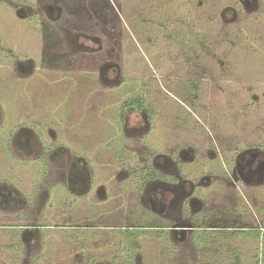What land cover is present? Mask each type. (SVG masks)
Listing matches in <instances>:
<instances>
[{"label":"rangeland","instance_id":"obj_1","mask_svg":"<svg viewBox=\"0 0 264 264\" xmlns=\"http://www.w3.org/2000/svg\"><path fill=\"white\" fill-rule=\"evenodd\" d=\"M229 1L205 7L199 0H52L51 15L56 17L61 11L64 25L59 29L64 37L67 38V29L92 33L95 40L89 43L90 52H100L107 59L90 57L86 69L78 63L73 71L39 67L45 65V59L38 26L46 10L40 8L38 0L0 1V179L14 183L21 199L31 205L23 214L33 218L12 220L15 211L11 210L5 221L13 228L35 227L30 228L33 237L28 235L26 240L13 233L14 229L6 228V233L0 229V263L20 264L22 257L8 247L23 239L28 245L36 241L30 250L34 264H72L86 260L89 251L95 259L103 254L119 255V264H226L224 260L216 262L212 252L203 254L195 242L166 244V235L152 227L151 219L138 217L144 212L139 201L135 202L138 207L132 201L129 204L130 216L138 217V221L135 223L128 213H123L122 220L112 222L119 226L114 230L104 229L113 214L93 216V197L79 199V207L74 208L79 220H60L55 216L59 211L73 212L74 204L67 205L72 196L66 189L56 194L54 198L62 203L59 209L51 210L47 204L54 199L46 200L47 189L38 186L40 172L33 160L6 152V137L16 132L17 124L27 122L46 133L47 128L54 130L59 142L66 146L61 149L63 154L75 146L97 169L106 160L107 151L118 147L127 153L126 160L142 165L147 158L145 146L154 152L173 150L178 141L191 139L199 148L212 140L213 133L219 142L218 157L210 159L205 154L199 164L186 161L181 165L183 173L195 177L200 169L206 179L210 172H220L226 165L227 176L211 180L201 189L198 196L205 199L203 208L224 228L234 222L264 227V169L258 182L245 183L236 178L227 163L234 153L232 149L264 148V0H242L247 8L237 9L232 18L220 19L215 9ZM17 6L36 14L42 9V18L24 20L15 13ZM239 17L245 20L241 24ZM199 29L208 39V50L199 47L202 37L189 41L188 34ZM14 35L16 39L9 37ZM20 60L38 68L20 76L13 68ZM112 62L120 76L111 84H103L99 75L106 63ZM137 95H143L144 103L157 111L152 127L134 109L127 108L121 119L122 104ZM214 164L219 165L216 168ZM221 173L227 174L223 170ZM123 182L122 187L128 183L126 177ZM126 205L123 201L121 209L125 211ZM162 219L161 227L156 228L168 227V219ZM75 222L83 224L80 228L87 224L89 229L50 228ZM209 222L203 225L214 223ZM41 242L43 246L38 248ZM243 245L251 248V244ZM71 250H75L72 255Z\"/></svg>","mask_w":264,"mask_h":264},{"label":"flooded vegetation","instance_id":"obj_2","mask_svg":"<svg viewBox=\"0 0 264 264\" xmlns=\"http://www.w3.org/2000/svg\"><path fill=\"white\" fill-rule=\"evenodd\" d=\"M51 1L52 0H38L40 8L44 7L46 10V16L43 20H40L38 26L42 41V56L45 59V65H39V67L44 66L49 69L73 71L77 68L78 63H81L85 68L92 57L95 58V60L102 58V60L107 61L106 56L102 53L90 52L91 45H89V43H91L92 40H95L92 33H88L85 30L76 32L67 29V38L64 37L62 33L63 31H60L59 29V25H64V23L61 22V11L56 17H53L51 15L53 9L50 7ZM16 8L15 13L18 16L23 17L24 20H32L35 17L42 18V9L36 14L35 11L30 9L29 11L23 10L21 6H17ZM19 32L20 31H18V33ZM9 37H15L16 39L17 35ZM9 37L6 39L9 40ZM1 39L0 42H3ZM3 39H5V37H3ZM68 46L72 48L68 49ZM2 49L4 48H1V51H3ZM78 50H81L82 54L78 53ZM3 56L5 57V53ZM23 59L25 60L24 57ZM23 61L20 60L17 64L13 65V68L15 69L14 72L20 76L30 74L36 67L33 63L25 65ZM118 76H120V74L115 63H106V66L102 69L99 75L103 84H111V82L117 80ZM127 108L139 111L142 117L146 120L148 126L152 127L145 112L138 110L135 107H126V109ZM121 119L124 120V118ZM1 120L2 116H0V124L2 122ZM31 126L32 127H30L28 122L26 124H17L16 132H13L11 137H6V152L9 155L20 154L22 157L33 160L38 168V172H40L39 177L37 178L38 180H36L38 186H44V189H47L46 192L49 197L46 196V200L51 198L54 199L47 204L51 210L59 209L62 202L59 203L54 196L66 189L67 193L72 196V202L67 204L69 206H73L74 204L72 209L79 207V199H81V197H93L94 199L91 202L94 204V217L103 218L106 214H113L112 221L106 220V223H104L105 230L118 229L119 226L117 227V224L114 223H118L119 220H122L123 213L125 215L128 213V217L131 218L130 220L134 219L135 223L138 221V217H147V219L152 220V227H155V230H162V232H164L166 235V244H170L171 242L174 244L179 242L178 244H181L182 241L189 240L191 243L195 242V247L197 246L198 250H202L203 254L206 253L204 249L205 240L203 239L202 232H205L206 230L234 231L255 230L258 228L240 226L237 222L224 228V226L216 223L217 220L213 221L214 218L209 217V211L203 208L205 205V199L203 196H198L201 193V189L205 187V185L207 186L211 180L227 176L226 165L224 168L220 169V172L223 170L227 173L226 175H223L222 173L220 174L219 171L214 172L213 170V172H210V176L205 177L206 179L203 178L200 169L196 170L197 176L195 177L189 173H183L182 171L181 165H184L186 161L199 164L200 158L205 154L210 155V159L212 157H218L219 151L217 150L219 142H217L218 139L216 137H213V133L211 134L212 140L202 143L203 146L200 145L199 148L191 139L184 142L178 141L179 143L176 145L177 147L173 146L171 148L173 150L165 148L163 151L154 152L150 151L149 148L145 146V154H147V158L142 160V165H140V162H136L135 164L137 166L134 165L131 159L126 160L127 153L122 151L120 147L113 149V152H108L106 149V160L100 165L101 168L97 169L91 165L86 154L81 152L80 154L79 150H77L78 148L75 146H73V150L70 152L67 150V153L63 154L62 150H64L66 146L62 145L63 143H61V140L59 142L56 134H54V130H49V128H47L48 133H46L40 131V129L37 130V128L34 127L35 124H32ZM148 131H150V129ZM44 136H46V140H44ZM36 146L40 147L37 148ZM210 148L215 150L212 151ZM254 149L255 148H245L242 150L232 149L234 153L227 161L229 164L228 167L232 169V172L237 176L236 178L241 182H258L257 179L262 175V170L264 169V151L258 148H256V150ZM106 151L104 154H106ZM218 165L214 164L216 168ZM122 171H124L125 174H123ZM214 175L216 176L214 179L209 178ZM123 176L126 177L128 183L122 187V184H124ZM13 184L14 183L9 179H0V223L2 225L5 224L4 227L0 226V229H5L4 233H6V228L14 229L13 233L19 234L21 238L26 240L28 235L33 237V232L30 228H35L34 226L18 225L15 228L9 225L6 226V213L11 210L12 212L15 211V219L12 220H33V218L25 217L23 214L30 210V202L25 203V201L21 199L17 192V187ZM123 193L125 194L124 197ZM46 200L44 203L41 201L44 208L46 207ZM123 201H125V205L127 204L125 206V211L124 209H121ZM131 201L134 204H137V207L138 203L135 202L139 201L140 206L142 205V208L144 209V212H141L137 218L130 216L129 214V210H131V208L129 209V204ZM138 210L139 209L136 211L138 212ZM133 211L135 210L132 209V212ZM59 213L60 214L55 216L61 217L60 220H68L70 223L71 221L79 220L75 215V209L72 213L63 211H59ZM117 216L121 217L116 219ZM162 217L168 219V227L156 228L161 227L159 224L163 221ZM115 219L118 221L115 222ZM207 221L214 223L204 226L203 224ZM70 223H66L64 227L55 225L50 228L75 231L76 229H89L87 224L84 225V228H80L78 226H82L83 224H76V222L73 224ZM132 224H134V222ZM132 224L130 225V228L133 226ZM207 224H210V222ZM121 226L126 229L124 225ZM25 233H27V235ZM23 239L22 241L20 239L14 242L15 244L9 245L8 249L14 251V254L17 256L22 257V259H20V264H34L33 260L35 259L33 255L30 254V250L32 249L31 247L36 244V241L30 242L28 245ZM84 243H86V240H84ZM40 244L41 245H39L38 248L43 246V242ZM48 262L51 264L50 261ZM0 264L6 263L5 261H1Z\"/></svg>","mask_w":264,"mask_h":264},{"label":"trees","instance_id":"obj_3","mask_svg":"<svg viewBox=\"0 0 264 264\" xmlns=\"http://www.w3.org/2000/svg\"><path fill=\"white\" fill-rule=\"evenodd\" d=\"M218 3H221L220 0H199V4H202V6L205 5V7L216 6ZM240 8H247L243 6L242 0H230L229 4L223 6V8H216L215 11L219 12L220 19L225 20L227 17L232 18V16L237 13V9ZM240 19L241 17L238 18V21ZM244 21L245 20H240L238 23L241 24V22ZM202 31V29H199L196 33H189L188 38L190 41V38H197L194 40H198L202 37L199 47H206L208 45V39ZM234 36L235 33L232 34V38H234ZM196 49L197 48L194 50L196 51ZM208 49L209 48L206 47L204 51ZM142 97L143 95H137L134 98L125 100L121 107V118H124L123 115L126 107H135L136 109L145 112L150 123H155L157 121V111H153L149 106H147ZM258 146L260 147L261 145H257V147ZM262 229H264V227H258L255 230H211V232H202L203 239L205 240V252H212L211 255H215L216 262L224 260L226 264H264V230ZM235 241L241 242L234 243ZM243 242L244 244H251V248L248 249V247H244ZM111 255L114 256L113 253ZM118 256L119 255L116 257Z\"/></svg>","mask_w":264,"mask_h":264},{"label":"crops","instance_id":"obj_4","mask_svg":"<svg viewBox=\"0 0 264 264\" xmlns=\"http://www.w3.org/2000/svg\"><path fill=\"white\" fill-rule=\"evenodd\" d=\"M88 238V237H86ZM85 238V239H86ZM88 241V240H87ZM86 241V242H87ZM75 250L70 251L71 255L74 254ZM92 252V251H91ZM91 252L89 251V254L87 255V259L86 260H82V261H73L72 264H118L117 263V257L116 254L115 256H112L111 254L108 256L106 254H103V257L100 259H95V257H93L91 255ZM102 256V255H101ZM114 257V258H113Z\"/></svg>","mask_w":264,"mask_h":264}]
</instances>
